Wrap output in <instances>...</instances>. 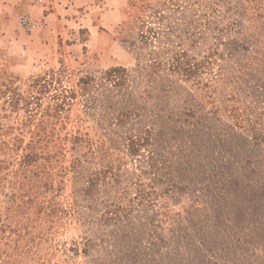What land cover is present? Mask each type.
<instances>
[{"label": "rangeland", "instance_id": "rangeland-1", "mask_svg": "<svg viewBox=\"0 0 264 264\" xmlns=\"http://www.w3.org/2000/svg\"><path fill=\"white\" fill-rule=\"evenodd\" d=\"M45 1L0 0V264H264V0H70L50 44Z\"/></svg>", "mask_w": 264, "mask_h": 264}, {"label": "crops", "instance_id": "crops-1", "mask_svg": "<svg viewBox=\"0 0 264 264\" xmlns=\"http://www.w3.org/2000/svg\"><path fill=\"white\" fill-rule=\"evenodd\" d=\"M29 0H22L21 6L25 7L28 9L26 10L29 14L28 20L29 23L31 24H37L38 19H39V11H40V5L41 3L45 2V0H40L37 1V3L33 6L35 9L34 11H30L32 8V3H27ZM43 1V2H41ZM67 1V2H66ZM70 0H56L55 2V6L51 7V9L47 10V7L45 8L47 11L46 13H44V19H45V23L43 24V28L41 29L43 31V34H45V37H42V40H44V43L46 44H50L48 37H46V33H48L47 31L49 30L48 26L50 24V26L53 25V21H58V22H62L64 19H66V14H64V12H68L67 8L68 6H72L73 3L71 4H67ZM74 1V0H73ZM76 1V5H78V7H80L83 11H81L82 14H84L86 12L87 9L90 8V0H75ZM99 3H103L101 1H99ZM28 6V7H27ZM43 36V35H42Z\"/></svg>", "mask_w": 264, "mask_h": 264}]
</instances>
